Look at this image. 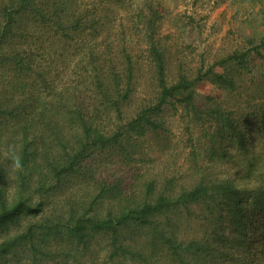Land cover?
Segmentation results:
<instances>
[{
  "label": "trees",
  "instance_id": "trees-1",
  "mask_svg": "<svg viewBox=\"0 0 264 264\" xmlns=\"http://www.w3.org/2000/svg\"><path fill=\"white\" fill-rule=\"evenodd\" d=\"M157 16L156 9L145 14L146 56L155 82L151 97L136 96L138 63L130 53L117 60L93 46L84 52L83 75L90 92L84 98L76 93L78 85H56L58 59L49 62L45 56L43 63L39 51L53 49L67 36L78 45L85 29L97 37L102 23L98 10L80 8L77 0H10L0 5V127L5 126V152L11 145L23 164L21 172L10 170L11 198L0 175V228L18 224L21 231L4 236V249L16 241L48 237L46 229L58 233L64 228L75 253L88 251L97 237L112 258L146 263L149 258L154 264L161 259L167 264H264V75L248 100L255 104L251 111L214 96L196 104L194 79L184 74L174 82L166 78ZM248 53L227 55L221 71L208 70L209 79L231 95L248 69ZM177 102L207 130L205 145L190 154V184L168 188L147 177L131 191L94 165L95 159L111 161L118 152L128 166L131 158L144 156L146 140L163 141L162 116ZM217 162L231 176L218 171ZM88 182L94 183L93 192L81 196L92 195L90 201L83 199L82 212L70 214L64 226L57 221L21 229V219L41 212L33 203L35 195L65 185L85 190ZM88 203L93 211L85 210Z\"/></svg>",
  "mask_w": 264,
  "mask_h": 264
},
{
  "label": "rangeland",
  "instance_id": "rangeland-1",
  "mask_svg": "<svg viewBox=\"0 0 264 264\" xmlns=\"http://www.w3.org/2000/svg\"><path fill=\"white\" fill-rule=\"evenodd\" d=\"M3 2L10 0H0V5ZM77 4L80 8L88 6L98 10L102 21L100 32L97 37H93L85 29L78 45L67 36L64 41H56L53 49L39 51V58L43 63L45 56L49 62L52 58L54 62L57 57L55 66L59 69L56 85H66L69 89L78 85L77 95L87 97L90 92L83 75L86 64L84 52L90 47L100 46L109 57L117 60L122 59L125 51L134 57L138 63L136 96L139 100L150 98L155 82L146 56L145 14H149V9H156V35L165 48L168 81H176L181 74L194 79V100L198 105L207 96H214L225 105L238 104L241 111H251L255 106L252 103L254 101L248 100L251 95H256L255 83L264 75V0H77ZM68 33L67 35H71V30ZM46 42L51 44L48 40ZM235 51L249 52V66L243 70L237 84L238 90L230 95V92L213 83L207 72L210 68L221 71L222 59ZM56 53L62 55L57 56ZM162 120L163 141H152L150 138L145 141L141 137L142 142L145 141L146 154L131 158V165L121 162L120 152L111 161L95 159L94 165L105 171L103 175L109 180H121L122 186H128L131 191H135L133 184H141L147 177L155 178L156 185L168 188H178L183 183L190 184L189 179L194 174L190 154L195 150L199 153L201 145H205L207 130L194 123L191 114L180 102L171 105L164 112ZM205 126L211 129L208 124ZM3 135L5 136V126L1 125L0 175L6 182L4 186L11 198L14 188L13 182H10L11 169L5 168V164L10 162L5 161L3 142L6 139ZM215 167L231 176V171L224 164L217 162ZM125 179H129L130 183ZM93 185L92 182L85 183V190L76 185H65L55 191L48 190V194L43 196L34 194L33 203H37L35 207L41 209V212L34 215V211L30 217L21 219V229L36 223L57 221L64 226L70 214L75 216L82 212L80 204L83 199L90 201L92 195H81L84 191L93 192ZM122 200L123 206L125 202ZM89 204L85 210L93 211L92 204ZM20 233L18 224H9L6 229L0 228V264H154L149 258H146L148 263L141 258H112L109 256L110 250L104 248V242L97 237L93 239L92 247L88 251L79 249L75 253L71 248V240L63 235L64 228L58 233H51V230L46 229V233L50 234L48 237L16 241L9 249L1 246L6 234ZM34 245H37L36 249ZM159 262L167 264L165 259Z\"/></svg>",
  "mask_w": 264,
  "mask_h": 264
},
{
  "label": "clouds",
  "instance_id": "clouds-1",
  "mask_svg": "<svg viewBox=\"0 0 264 264\" xmlns=\"http://www.w3.org/2000/svg\"><path fill=\"white\" fill-rule=\"evenodd\" d=\"M5 161L10 162L5 164L6 169H11L14 173L23 171L22 158L16 154L15 149L11 145L5 152Z\"/></svg>",
  "mask_w": 264,
  "mask_h": 264
}]
</instances>
